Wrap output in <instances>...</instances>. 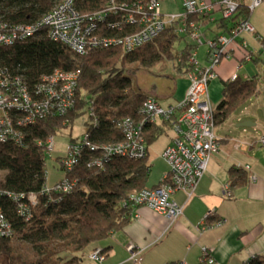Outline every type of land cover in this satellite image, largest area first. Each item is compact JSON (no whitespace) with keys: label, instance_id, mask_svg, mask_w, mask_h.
<instances>
[{"label":"trees","instance_id":"trees-1","mask_svg":"<svg viewBox=\"0 0 264 264\" xmlns=\"http://www.w3.org/2000/svg\"><path fill=\"white\" fill-rule=\"evenodd\" d=\"M62 1L0 0V17L9 23H31ZM110 1L73 0L72 3L79 14L92 15L103 10ZM116 1L136 4L147 0ZM212 13L205 16L196 13L190 19L200 26H206V29L215 27L213 34L217 35L228 33L237 21L250 16L246 5L241 3L226 18L211 20ZM123 15H117L116 18L120 19ZM111 19L106 16L98 23L94 34L119 38L137 30L136 25L128 22L119 23V30L108 29L105 24ZM173 26L165 27L159 35L133 51H125L121 45L111 44L87 47L82 54H78L60 41L51 39L42 29L13 45L0 46V66H5L12 74L21 75L22 80L29 85L38 83L41 74L54 69L79 70L73 110L62 117L51 115L21 127L23 138L19 143L11 140L0 142V208L12 227L9 236H0V264H80L81 254H74L82 253L90 244L102 241L129 223L133 209L128 200L130 193L156 188L161 184L160 180L154 185H147L151 169L148 148L166 129L171 128L168 121L160 124L144 123L147 149L143 158L113 156L101 166L86 167L87 159L98 156V151L90 152L88 148L82 150L73 171L64 174L74 181L72 188L64 193L44 192L45 161L46 156L50 155V152L46 153L44 142L57 130L73 122L74 117L83 113L85 107L94 122L87 125L84 131L89 134V139L95 144L119 141L122 134L118 132L116 124L124 117L137 119L138 108L148 96L132 85L127 67L132 63L151 66L164 60H173L179 52L177 44L185 38L174 31ZM257 38L261 47L259 53L250 52L245 43L248 53L241 56L238 70L243 66L246 56L256 63L261 61L264 64V36ZM184 57L185 53L182 55ZM181 68V65L176 64L177 72L185 74ZM257 82L254 76L241 79L237 74L221 81L222 98L214 105L215 127L225 122L243 102L256 94ZM75 141L72 138L69 143ZM65 153L66 150L63 155L57 156L63 171L61 160ZM227 173L229 187L243 185L246 181L247 173L238 167H231ZM32 197L36 200L34 205L30 204ZM21 204L28 207L27 212L20 213ZM107 250L102 249L100 253L105 256ZM68 252H73V255L65 257L64 254ZM245 264H264V254L251 257Z\"/></svg>","mask_w":264,"mask_h":264},{"label":"built area","instance_id":"built-area-1","mask_svg":"<svg viewBox=\"0 0 264 264\" xmlns=\"http://www.w3.org/2000/svg\"><path fill=\"white\" fill-rule=\"evenodd\" d=\"M261 1L263 0H247L249 2L246 6L247 11L252 12ZM72 2L73 0H63L57 3L44 16L31 23H9L0 17V46L13 45L42 29L51 39L60 41L78 54H82L87 47H104L111 44H119L125 51H133L159 35L165 27H171L173 24L176 25L173 26L174 31L193 41L192 44L189 43L179 49L174 58L176 64L182 65L181 69L188 78L189 85L182 99L163 106L156 98L147 97L138 108L137 119L124 117L116 124L118 132L122 134L119 141L95 144L85 132L80 139L66 145V153L61 160L64 172L69 173L73 171L82 150L86 148L90 152L98 151V156L87 159L86 167L101 166L113 156L143 158L147 149L144 142V123L170 122V129L174 135L161 152L168 167L161 184L156 188L134 190L129 194L128 200L133 207L132 215L137 206H146L163 214L166 220L172 223L180 217L183 209L181 204L171 198V195L181 189L189 197L204 175L211 155L219 150L220 141L215 134L216 110L209 99L208 81L216 76L215 69L222 58H229L235 47L245 49L246 42L243 38L239 40V36L243 32H253L254 27L250 25L248 19H241L228 33H217L210 37L205 42V65H202L195 59L196 43H202L197 32L199 24L192 21L190 16L196 13L205 16L218 7L222 17L226 18L239 7L240 3H236L235 0H181L182 11L177 14L162 13L157 0L136 2V4L111 0L103 10L96 11L92 15L79 14ZM121 14L124 15L117 19L116 16ZM106 16L112 18L105 24L108 29L119 30L121 29L119 23L128 22L136 25L137 30L119 38L95 35L96 26ZM211 20L214 18L212 17ZM184 53L186 58L183 59ZM246 59L249 58L246 56ZM78 76L79 70L54 69L49 73L41 74L38 83L29 85L22 80L21 75L12 74L5 66H0V142L11 140L19 143L23 138L21 127L51 115L62 117L73 110L76 105ZM232 77H235V74ZM260 138L264 146V136ZM44 143L48 154L54 147V135L49 136ZM249 169L250 165L246 164L242 170L248 172ZM257 178L256 174L248 172L249 182H256ZM73 184L74 181L65 176L53 188H47L45 185L44 192L64 193L69 191ZM34 198H31V205L36 201ZM20 209V213L27 212L28 207L21 204ZM224 223V219L218 218L207 224L206 219L203 218L196 227L201 230L221 226ZM11 232V224L0 208V236L7 237ZM135 253L132 252L131 255ZM202 253L203 257L198 264H213L214 259L207 250L204 249ZM89 257L97 263L104 259L99 249H94Z\"/></svg>","mask_w":264,"mask_h":264},{"label":"crops","instance_id":"crops-1","mask_svg":"<svg viewBox=\"0 0 264 264\" xmlns=\"http://www.w3.org/2000/svg\"><path fill=\"white\" fill-rule=\"evenodd\" d=\"M235 1L246 6L249 3L247 0ZM260 6L261 4L258 7ZM161 11L164 14H177L182 10L177 11V13L175 11L165 12L161 7ZM218 12L220 10L216 7L211 15L215 13L217 15ZM259 13L261 17H264V4ZM213 18L216 19L217 17L213 16ZM248 21L252 25L251 17H248ZM253 22L254 33L243 32L244 35L239 37V40L242 38L244 41L246 40L248 45L249 37L264 36V19L258 23L255 20ZM258 27L261 31L263 30L262 33ZM203 28L206 26L198 25L197 29L202 43L204 39L201 34ZM206 30V32L209 31V29ZM212 36L214 34L211 32L210 36H206L204 39L205 42ZM195 49V59L202 64L203 62L197 59V47ZM235 66V60L221 62L216 69L217 76L229 79L234 74L239 75L240 69L236 71ZM212 80L208 82V95L211 89H214ZM177 81L174 83L173 96L175 97L171 101L161 103L163 106L164 104H174L185 96L189 85L186 73L183 79L185 86L182 90L178 87ZM157 123L160 124L161 122L158 121ZM166 131L171 132L172 130L166 129ZM173 135L172 131L168 142L162 148H158L159 151L171 142ZM254 136L255 133H252L251 137H245L238 146L235 143L231 144L232 139L226 135L217 136L220 141L219 150L211 155L208 167L197 184V188L189 197L181 189L176 190L171 195L175 202L182 205L183 213L180 217L170 223L158 211L151 210L146 206H137L134 208L135 213L131 216V220L124 228L114 231L112 235L102 239V241L90 244V252L87 253L89 260L92 259L89 256L94 249L102 250L105 248L108 250L104 259L97 264H165L171 262L198 264L203 257L204 249L213 257V264H245L251 257L264 254V147L258 142L264 134L256 138ZM245 142L246 145L241 147ZM245 147L246 149L242 150ZM246 164L250 165L248 172H253L258 177L257 181L249 182L246 177L243 185L229 187L227 184L228 170L234 166L242 170ZM167 169L166 165L164 176ZM248 172L244 173H247L248 176ZM157 176H160L159 181L164 177L158 174ZM156 182L149 186L156 184ZM211 211L213 213L209 214ZM203 217L208 223L218 218L224 219L225 223L221 226L200 230L196 224ZM132 252H136L135 255L132 256Z\"/></svg>","mask_w":264,"mask_h":264},{"label":"rangeland","instance_id":"rangeland-1","mask_svg":"<svg viewBox=\"0 0 264 264\" xmlns=\"http://www.w3.org/2000/svg\"><path fill=\"white\" fill-rule=\"evenodd\" d=\"M158 6H161L163 11L165 12H171L175 11H181V0H157ZM264 4V0L261 3V6ZM260 7H256L252 12H250L251 17V24L254 25V20L256 23L262 21L264 17L260 15L259 10ZM170 10V11H169ZM218 15V16H217ZM216 15L213 14V16L220 18L222 17L221 13L218 12ZM253 20V21H252ZM206 28L202 29V38H206V36H210L211 32L213 34V30H215V27L212 29H209L208 32L205 31ZM258 30L262 33L260 28L258 27ZM247 33V32H244ZM244 33L240 34V36L244 35ZM248 34V33H247ZM239 36V37H240ZM203 39V43H196L197 46V59L202 63V65H205L204 58L206 56V44L205 40ZM187 40V41H186ZM246 41V40H245ZM191 43L192 39L190 38H183V41L178 43L176 48L181 49L184 47L185 43ZM247 43V48L250 49V52H253L255 54H258L261 47L260 42L257 36L254 35V37H249V45ZM236 48V47H235ZM245 50V49H244ZM239 50L236 48L234 52H232L229 56V58H222L221 61L218 63V65L221 64V62L225 60H235L236 66L234 69L238 71L237 66L240 63L241 56L244 55V53H248V50ZM262 55V54H261ZM175 59L173 60H164L162 62H158L155 65L151 66H144V65H138L137 63H132L130 66L127 67V73L131 76L132 85L140 92H144L145 94H149L153 97H155L160 103L171 101L175 96H173V92L175 89V81H177L178 87L180 90L183 89V86H185L184 74L180 71L177 73L175 67ZM218 66L216 67V69ZM215 69V71H216ZM235 71V70H234ZM239 76L242 79H247L250 77H256L257 78V92L256 94L243 102L241 106H239L234 112H232L231 115H229V118L221 123L220 125H217L215 127V134L218 137L227 136L228 138L232 139L231 144L235 143L236 146L239 145L241 141L244 140L245 137H251L252 133H255V138L259 135L264 134V64L259 61L258 63L254 62L252 59H246L243 61V66L238 71ZM225 78L222 76H215L212 80V83H214V89H211L209 95L210 101L212 104H217L220 99L222 98L221 94V81ZM215 99V100H214ZM39 120V119H37ZM37 120H35L33 123H35ZM244 121H249L253 126H239V123H242ZM94 122L89 117L88 112L86 111V107L83 113L77 115L74 117L73 122H71L68 125L63 126L59 130H57L54 133V143L53 148L50 151V155L46 156L45 161V169H46V187L47 188H53L54 185L57 182H60L66 174L62 169H60L59 161L57 160L59 155H63L65 150L67 149V144L69 143L70 139H80L84 135V131L87 127V125L93 124ZM32 124V123H31ZM172 134V131H166L162 135H160L155 141L154 144H152L149 147V153L150 156L148 157V162L151 165V169L149 171V178L147 181V184L150 185L152 183H155L156 181H159L158 175H163L165 172V167L167 164L164 163V160L162 158V150L159 151L158 148H162L165 143H167L169 136ZM258 142L261 144L260 140ZM246 145L243 143L241 147H244ZM262 147V146H260ZM263 148V147H262ZM245 150V148H242V150ZM68 174V173H67ZM88 248L84 249L82 253L79 252V254L74 255H80L81 254V262L80 264H93L97 263L94 259L89 260L88 258ZM101 251V250H100ZM90 252V251H89ZM73 255V252H68L67 254H64L65 257Z\"/></svg>","mask_w":264,"mask_h":264},{"label":"water","instance_id":"water-1","mask_svg":"<svg viewBox=\"0 0 264 264\" xmlns=\"http://www.w3.org/2000/svg\"><path fill=\"white\" fill-rule=\"evenodd\" d=\"M239 126H252L253 124H251L249 121H244L242 123L238 124Z\"/></svg>","mask_w":264,"mask_h":264},{"label":"clouds","instance_id":"clouds-1","mask_svg":"<svg viewBox=\"0 0 264 264\" xmlns=\"http://www.w3.org/2000/svg\"><path fill=\"white\" fill-rule=\"evenodd\" d=\"M182 7V6H181ZM160 8H161V6H160ZM183 41V40H182ZM185 44H189V43H185ZM174 59V58H173ZM176 65L174 64V67H175ZM147 97H153V96H147ZM155 98V97H154ZM212 103V102H211ZM213 105V104H212ZM214 106V105H213ZM262 145V144H261ZM264 147V146H263ZM244 171V170H243ZM245 172V171H244ZM204 219H205V217H203Z\"/></svg>","mask_w":264,"mask_h":264}]
</instances>
